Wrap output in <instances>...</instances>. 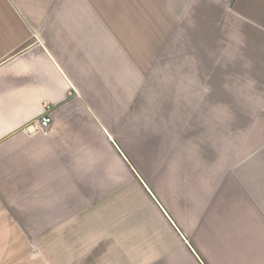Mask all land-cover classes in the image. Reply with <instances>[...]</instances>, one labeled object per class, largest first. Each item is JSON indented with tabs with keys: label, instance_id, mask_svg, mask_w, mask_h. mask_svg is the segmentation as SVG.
<instances>
[{
	"label": "crops",
	"instance_id": "obj_1",
	"mask_svg": "<svg viewBox=\"0 0 264 264\" xmlns=\"http://www.w3.org/2000/svg\"><path fill=\"white\" fill-rule=\"evenodd\" d=\"M0 264H264V0H0Z\"/></svg>",
	"mask_w": 264,
	"mask_h": 264
},
{
	"label": "built area",
	"instance_id": "obj_2",
	"mask_svg": "<svg viewBox=\"0 0 264 264\" xmlns=\"http://www.w3.org/2000/svg\"><path fill=\"white\" fill-rule=\"evenodd\" d=\"M43 112L42 114L33 122L30 126L32 128V134H43L49 135L52 125V104L48 101H44L43 104Z\"/></svg>",
	"mask_w": 264,
	"mask_h": 264
}]
</instances>
